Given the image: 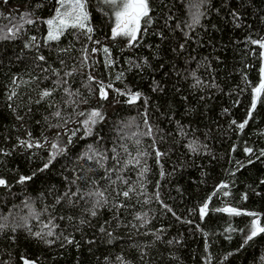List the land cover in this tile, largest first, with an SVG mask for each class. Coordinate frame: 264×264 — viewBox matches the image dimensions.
Here are the masks:
<instances>
[{
	"label": "trees",
	"instance_id": "1",
	"mask_svg": "<svg viewBox=\"0 0 264 264\" xmlns=\"http://www.w3.org/2000/svg\"><path fill=\"white\" fill-rule=\"evenodd\" d=\"M60 1L0 0V264H264V0Z\"/></svg>",
	"mask_w": 264,
	"mask_h": 264
},
{
	"label": "rangeland",
	"instance_id": "2",
	"mask_svg": "<svg viewBox=\"0 0 264 264\" xmlns=\"http://www.w3.org/2000/svg\"><path fill=\"white\" fill-rule=\"evenodd\" d=\"M112 5L120 6L117 14L118 32H130L136 34L138 19L144 11L143 0H104ZM86 9L83 0H61L58 16L49 22V37L57 38L66 26L72 23L83 22ZM64 149L61 144L54 145L52 159L56 158Z\"/></svg>",
	"mask_w": 264,
	"mask_h": 264
},
{
	"label": "water",
	"instance_id": "3",
	"mask_svg": "<svg viewBox=\"0 0 264 264\" xmlns=\"http://www.w3.org/2000/svg\"><path fill=\"white\" fill-rule=\"evenodd\" d=\"M26 264H38V263H36V262H33V261H29L28 263H26Z\"/></svg>",
	"mask_w": 264,
	"mask_h": 264
}]
</instances>
